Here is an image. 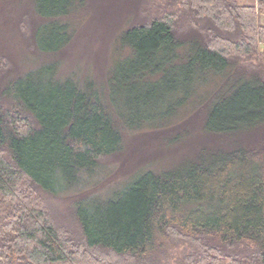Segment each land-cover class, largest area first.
I'll return each mask as SVG.
<instances>
[{"label": "trees", "instance_id": "obj_1", "mask_svg": "<svg viewBox=\"0 0 264 264\" xmlns=\"http://www.w3.org/2000/svg\"><path fill=\"white\" fill-rule=\"evenodd\" d=\"M168 1L170 12L120 33L128 54L112 65L107 92L91 80L60 79L54 62L5 87L0 198L7 204L0 216V264H136L172 237L195 246L189 264H264V149L239 143L214 152L203 148L177 169L145 170L105 193L88 191L99 160L123 150L122 134L168 118L211 77H219L220 85L207 100L203 132L236 136L264 124V78L235 76L230 61L256 57L264 46V0ZM85 3L31 0L40 53L57 54L69 44V21ZM183 14L209 22L205 32L212 38L178 36L176 19ZM165 99H171L166 112H141ZM28 185L70 198L80 240L65 238L34 201L35 192L23 191ZM93 251L115 260L91 262Z\"/></svg>", "mask_w": 264, "mask_h": 264}, {"label": "rangeland", "instance_id": "obj_2", "mask_svg": "<svg viewBox=\"0 0 264 264\" xmlns=\"http://www.w3.org/2000/svg\"><path fill=\"white\" fill-rule=\"evenodd\" d=\"M236 1L240 5L255 3V0ZM85 4L86 8L79 13L78 18L69 21L72 33L69 44L57 54L46 55L35 47L34 30L39 21L33 13L31 0H0V106L8 105L3 92L12 79L49 62L57 64L60 79L73 78L79 84L91 80L99 90L107 92L112 65L128 54V50L121 48L118 42L120 33L131 26L146 24L161 12H170L172 9L168 0H86ZM173 10L176 8L173 7ZM187 16L183 14L176 19L178 36L189 38L192 35L203 40L208 35L212 38V34L205 32L206 27L210 26L209 22L188 20ZM259 17L260 23L264 25V13ZM230 61L235 76L259 75L264 78V46H260L256 57L230 56ZM218 80L219 77H211L201 84L194 96L168 118L157 120L155 124H146L138 132L122 134L123 150L116 156L99 160L98 169L89 179L88 191L105 193L123 186L145 170L160 172L177 169L184 162L197 159L203 148L214 152L232 149L239 143L251 149H264V124L236 136L203 132L205 106L212 93L218 89ZM167 102H171V99L153 101L141 112L164 113L167 111ZM121 105V110L126 112L120 99ZM30 189L28 185L23 191L27 194ZM32 191L35 192L34 201L47 211L53 223L65 231V238L80 240L81 231L73 216L70 198ZM6 204L0 198V216L6 210ZM164 246L155 255L136 264H189L188 257L196 251L191 241L183 238L172 237ZM89 253L91 262L98 257L115 260L107 252Z\"/></svg>", "mask_w": 264, "mask_h": 264}]
</instances>
